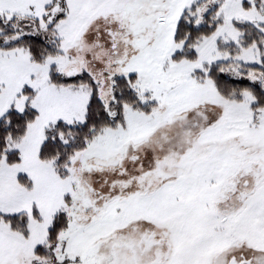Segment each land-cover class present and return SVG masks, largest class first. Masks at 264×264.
<instances>
[{
    "label": "snow or ice",
    "instance_id": "snow-or-ice-1",
    "mask_svg": "<svg viewBox=\"0 0 264 264\" xmlns=\"http://www.w3.org/2000/svg\"><path fill=\"white\" fill-rule=\"evenodd\" d=\"M0 264H264V0H0Z\"/></svg>",
    "mask_w": 264,
    "mask_h": 264
}]
</instances>
